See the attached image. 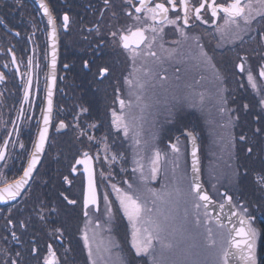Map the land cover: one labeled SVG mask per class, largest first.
<instances>
[{"label": "snow or ice", "instance_id": "6c2138e0", "mask_svg": "<svg viewBox=\"0 0 264 264\" xmlns=\"http://www.w3.org/2000/svg\"><path fill=\"white\" fill-rule=\"evenodd\" d=\"M40 8L51 25L50 69L46 73L45 101L40 108L42 127L22 175L12 180H0V201H16L22 194L27 197L22 208L0 209V264H76L70 225L77 208L83 219L79 233L86 251L84 264H233V261L258 264L259 231L253 212L257 208L264 209V195L261 203L253 208L245 199L243 181L251 175L254 186L264 194V0H224L222 3L217 0H123L121 4L116 0H102L101 8L95 10L99 14L98 22L87 28L97 41L93 56L83 59L82 66L103 82L112 76L114 67L95 52H102L104 48L122 50L129 65L127 75L123 76L127 98L120 94L119 88L116 89L113 103L118 104L119 109L115 106L110 109L107 131H104L103 120L85 119L92 115V109L86 103L79 105L71 121L59 120L58 130L71 129L76 145V152L68 164V174L61 173L60 182L71 187L74 174L82 166L84 184L79 199L72 198L70 191L55 185H52L55 195L28 191L49 142L57 81V17L47 0H40ZM206 14L214 25L213 32H191L190 27L197 21L209 24V19L204 18ZM0 23L6 21L0 19ZM71 23L72 17L64 12L60 27L68 30ZM169 27L176 34V39L171 41L166 39ZM253 32L255 37L251 35ZM15 35L20 33L15 32ZM205 35L215 39L217 47L232 45L242 49L246 37L255 44L251 52H236L234 63L242 79L246 77V82L259 94L260 111L252 117L255 126L250 129V134L243 131L236 134L237 125L243 123L245 113L251 114V108L248 103L229 107L225 95L227 77L216 67L214 57L205 48ZM32 51L35 53V49ZM7 53H10L9 63L23 82V101L30 103L34 92L39 94L36 71L39 64L35 54L17 57L12 48H8ZM253 58H257L258 63L253 64ZM25 60V71L21 72V63ZM165 65L172 68L176 81L181 80V66H190L197 71L211 69L219 97L218 111L224 118L220 125L223 134L218 136L217 143L229 159H232L238 142L246 145L245 155L252 166L239 163L229 166L230 187L219 192L216 185L212 186L219 199H214L201 182L199 147L194 131L186 134L191 142L190 178L181 171L179 138L167 145L170 152L158 146L155 123L148 120L152 110L161 103L171 105L167 107L165 118L172 119L177 114V106L172 102L186 99L175 95L168 87L171 78ZM4 67H8V63ZM203 79L201 76L200 80ZM6 80L4 72L0 71V82ZM198 95L203 104L205 94ZM23 115L22 105L17 119ZM121 135V143H126L127 148L117 146L115 137ZM8 143L5 140L0 147V161L6 159ZM20 147L24 145L20 144ZM129 154L130 170L126 167ZM98 162H106L110 171L107 174L102 169L98 171ZM116 164H120L121 172L132 179L112 183L111 169ZM98 175L115 192L117 210H122L127 217L130 225L127 251L114 235L116 212L109 192L99 190ZM153 182L160 183V187H153ZM217 209L219 214L214 215ZM12 242L20 247H14Z\"/></svg>", "mask_w": 264, "mask_h": 264}, {"label": "flooded vegetation", "instance_id": "af4514ba", "mask_svg": "<svg viewBox=\"0 0 264 264\" xmlns=\"http://www.w3.org/2000/svg\"><path fill=\"white\" fill-rule=\"evenodd\" d=\"M47 2L51 5L57 17L59 38L56 68L57 81L53 96L54 115L49 131V142L45 146V152L41 155L40 163L36 166L33 179L29 182L30 188L28 191L30 193L34 192L37 195L46 193L55 195V188L52 187V185H55L56 188L70 191L73 194L72 198L79 199L84 184V177L81 176L83 172L82 166L74 174L75 178L71 187L66 184L62 185L60 182V174H68L69 161L76 152L74 133L71 129L58 130L57 125L61 119L65 120V122L71 121L79 105L86 103L91 107L92 115L91 117H85V119L103 120L104 131H107L111 119L110 109L113 106L119 109V105H114L113 103L116 99V89L119 88L120 94L125 99L127 98V85L124 84L123 76L127 75L129 65L127 57L122 50L104 48L102 52L97 50L95 55L98 57L103 56L105 61L113 65L114 71L110 78L101 82L82 66L83 59L93 56V49H95L97 41L94 34L90 35L88 33L87 28L92 27L98 22L99 14L95 10L101 8L102 0H47ZM122 2L123 0H116L117 4H121ZM217 2L222 3L224 0H217ZM64 12H68L73 20L68 30L60 27L61 17ZM204 18L209 19V24L205 25L197 21L190 27V31L199 34L212 33L214 25L211 22L210 16L206 14ZM0 19L6 21V23H0V71H3L7 77L6 81L0 82V92L3 93L0 96V147L3 146L5 140L9 142L6 159L5 161H0V180H12L22 175V169L27 166L30 154L34 150L33 145L38 137L39 128L42 127L40 108L42 102L45 101L46 73L50 69L51 40L49 33L51 32V25L48 24V17L43 15L40 8V0H20L19 4L16 3V0H0ZM104 22H108L107 18H105ZM219 22H222V19ZM15 32H19L20 35L16 36ZM166 33L167 40L176 39V34L171 27L166 30ZM251 35L255 37L256 33L253 32ZM204 44L210 55L214 57L216 67L227 77L225 82L227 90L232 92L236 87L238 88L235 94L231 93V98H228L231 106L237 105V103H248L251 111H255L254 105L257 103V92L246 82V77L242 79L241 75L238 74V70L234 68L236 52H251L255 44L246 37L242 49L232 45L217 47L216 40L210 35H205ZM8 48H12L17 57L26 58L35 54L36 61L39 64V68L36 69L38 73L39 94L37 96L34 92L30 103L23 101V82L20 79V75L9 63L10 53H7ZM33 49H35V53H33ZM5 63H8V67H4ZM24 63H26V60L21 63V72L25 71ZM252 63H258L257 58H253ZM45 65L49 67H45ZM165 67L168 68V75L171 78L168 87L174 91L175 95L186 97V99L173 101L172 103L176 105L181 103L184 105L200 103L198 94L201 92L205 94L203 104L215 101L219 103L211 69L197 71L190 66H181V80L176 81L172 68L168 65H165ZM201 76L204 77L203 80H200ZM161 104L157 115L159 117H166L167 107L171 105L165 106L163 103ZM22 105L24 115L18 120L17 116L20 113ZM181 109L182 107L177 109V111ZM247 114L245 113V115ZM245 120L240 125V132H248L250 129H247L249 120L247 118ZM169 126L170 131L168 132L170 133L165 139V145L167 146L169 142L175 143L177 138H179L180 143L187 144L189 158L188 138L184 132L186 129L194 132L197 131L192 129L191 126L182 129H174L172 124H169ZM249 127H252L251 122H249ZM112 131L115 132V129ZM100 134L97 133V135ZM115 139L117 140L118 147L122 149L128 147L126 143H121L123 139L122 135L115 137ZM20 144H23L24 147L21 148ZM130 159L129 154V164L126 165L129 170L131 168ZM96 167L98 171L102 169L106 174L110 171L106 162H98ZM120 168L121 165L116 164V168L113 166L111 169L114 176L112 183L119 184L122 179H132L131 176L122 173ZM201 168L203 175L202 156ZM69 178L73 179L72 176ZM97 179L100 192L103 193L107 190L109 192V199L113 201V208L116 212L113 225L114 235L119 238L125 251H127L130 242V225L127 217L124 216L122 210H117L118 201L116 200L115 192L111 191L110 185L99 175ZM120 186L124 185L121 184ZM25 199L27 197L22 194L16 201H9L7 203L0 201V209L9 207L22 208L24 207ZM101 208H103V201H101ZM82 226V214L79 208H77L73 211V220L70 225V239L75 249L73 259L76 261V264H84L86 257V251L83 250L82 237L79 233V229ZM12 244L16 248L20 247V245H16L14 242ZM59 250L63 251V249Z\"/></svg>", "mask_w": 264, "mask_h": 264}, {"label": "rangeland", "instance_id": "374dc122", "mask_svg": "<svg viewBox=\"0 0 264 264\" xmlns=\"http://www.w3.org/2000/svg\"><path fill=\"white\" fill-rule=\"evenodd\" d=\"M255 45L252 47L254 48ZM238 90L236 89L232 90V92L228 91L225 93V95L229 98H231V93L235 94V92ZM230 92V93H229ZM229 93V94H228ZM211 96V94H209ZM258 99L259 94L257 93ZM210 98V97H209ZM229 101V99H228ZM162 104L158 105L156 108L152 110V115L148 117V120L150 122L155 123L159 139L157 141L158 146L163 151L170 152V149L165 145V139L169 135L170 132V126L169 124H172V127L174 129L184 128L191 126L192 129L196 130L197 135L200 140V146H201V156L203 161V178L210 189L212 195L219 199V197L216 195V190L213 189V185H216L219 192H222V190L228 189L229 186V176H230V167L234 166L236 163H239V158L237 157V147L239 146V142L236 144V147L233 151L232 159L228 158L227 153L222 151L221 145L217 143L218 136L223 134V129L220 127L224 123V118L218 111L219 103L217 101L211 102L209 104H201V103H194L192 105H184V104H178L177 109L181 110L177 111V114L172 119H166L165 117H159L157 115V112H159L158 108L161 107ZM230 108H234V106H231L229 103ZM172 120V121H171ZM174 120V121H173ZM148 125H146L147 129ZM190 128V127H189ZM236 134H239V124L237 125ZM187 144L180 143L181 147V171L183 174H185L188 178H190V164H189V158H188V152H187ZM116 168V165H114ZM248 184V178L246 180V185ZM153 187L159 188L160 183L153 182ZM245 189L247 187L245 186ZM248 194V193H247ZM247 196V195H246ZM246 199V197H245ZM249 204L254 207L253 203ZM255 227L259 231V235L257 240L260 236V230L258 226L255 224Z\"/></svg>", "mask_w": 264, "mask_h": 264}, {"label": "trees", "instance_id": "16d2710c", "mask_svg": "<svg viewBox=\"0 0 264 264\" xmlns=\"http://www.w3.org/2000/svg\"><path fill=\"white\" fill-rule=\"evenodd\" d=\"M258 100L259 99L257 98V101ZM237 105L239 106L241 105V103H237ZM237 105L234 104L235 108H237ZM254 107H255V111H251V114H247V115L244 114L243 123L246 121L245 118H247V120H249V122L252 123V117L260 111L258 103H256ZM249 122L247 123V129L248 128L251 129L252 127L255 126L252 123V127H249ZM243 123L239 124V129H240V125H242ZM250 129L246 133L250 134ZM240 133L241 132H239V134ZM245 148H246V145L244 144V142H239V146L237 147V155H238L237 157L239 158V162L241 165L248 164L251 167L252 166L251 161H249L245 155ZM258 163L259 161H257V165ZM247 178H248V184L246 185ZM247 178L243 181V191L245 193V197L248 200V202L253 203L254 204L253 208H255L257 204L261 203V197L264 194H262L259 191L258 187L254 186L252 179H251V175H249V177ZM245 186L247 187V189H245ZM253 215L256 217L255 224L258 226L260 230V236H259V239L257 240V253H258V258H259V264H264V209L257 208L253 212Z\"/></svg>", "mask_w": 264, "mask_h": 264}, {"label": "water", "instance_id": "95a60500", "mask_svg": "<svg viewBox=\"0 0 264 264\" xmlns=\"http://www.w3.org/2000/svg\"><path fill=\"white\" fill-rule=\"evenodd\" d=\"M50 128H51V126H50ZM50 128H49V131H50ZM188 131H192V130H190V129H186L185 132H184L185 135L187 134ZM49 134H50V132H49ZM196 135H197V134H196ZM186 136H187V135H186ZM173 143H174V142H173ZM197 144H198V147H199L198 156H199V159H200V169H201V172H200V179H201V182L204 184V187L209 191L208 187L206 186V184H205V182H204V180H203V176H202V168H201V153H200V142H199V138H198V136H197ZM46 145H47V144H46ZM188 146H189V161H190V175H191V142H190L189 139H188ZM223 191H225V189L222 190V192H223ZM209 194L212 195L210 191H209ZM213 198L216 199L214 196H213ZM227 213H228V208L226 207V208H225V214H227ZM215 214H219V209L216 210V213H214V215H215ZM225 223H227V220H225ZM257 260H258V264H259L258 253H257ZM233 264H236V261H233Z\"/></svg>", "mask_w": 264, "mask_h": 264}]
</instances>
